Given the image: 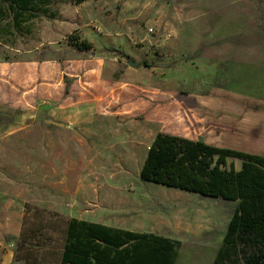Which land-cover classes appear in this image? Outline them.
<instances>
[{
    "label": "rangeland",
    "instance_id": "obj_1",
    "mask_svg": "<svg viewBox=\"0 0 264 264\" xmlns=\"http://www.w3.org/2000/svg\"><path fill=\"white\" fill-rule=\"evenodd\" d=\"M1 6L9 18L0 64L29 54L57 90V59L71 74L81 51L73 42L86 40L88 56L108 60L106 80L134 94L72 137L57 129L51 106L0 107V128H16L0 154V264H60L75 217L170 224L180 232L174 264H213L239 201L144 182L140 171L160 131L264 152V115L255 113L264 100V0H35L16 23L9 0ZM150 101L154 117L177 116L152 121L142 111ZM242 165L229 158L226 168Z\"/></svg>",
    "mask_w": 264,
    "mask_h": 264
},
{
    "label": "trees",
    "instance_id": "obj_2",
    "mask_svg": "<svg viewBox=\"0 0 264 264\" xmlns=\"http://www.w3.org/2000/svg\"><path fill=\"white\" fill-rule=\"evenodd\" d=\"M34 1L9 0L15 23L30 11ZM1 2L7 0L0 1V26L6 28L3 24L9 16ZM73 44L81 51L93 45L78 39ZM157 103L144 111L145 116L152 112V121L171 122L177 116L173 110L154 117ZM261 105L262 110L255 112L260 117L264 115V100ZM7 120L3 125L11 122ZM206 139L160 131L149 148L140 178L215 199L239 201L213 264H264V152L219 146ZM229 158L241 160V170H228ZM175 256L173 240L71 219L60 264H174Z\"/></svg>",
    "mask_w": 264,
    "mask_h": 264
},
{
    "label": "crops",
    "instance_id": "obj_3",
    "mask_svg": "<svg viewBox=\"0 0 264 264\" xmlns=\"http://www.w3.org/2000/svg\"><path fill=\"white\" fill-rule=\"evenodd\" d=\"M57 29L58 41L61 29L60 27ZM79 54L74 58L76 60L72 59L69 63L71 64V74L63 72L59 58L57 59V65L53 66V72L57 71V90L54 89V83L45 81L48 70L41 67V62L32 59L31 55L29 57V54L22 52V56H19L20 59L16 62L0 64V107L8 110L26 105L34 109L37 104H39L38 108L51 106L50 113L57 117V129L61 130L63 134L72 137V133L76 130L82 134H88L91 129L89 126L100 118L99 112L101 110H105L107 107L115 108L119 102H125L126 99L131 98L134 92L124 83H117L113 86L106 80L105 70L108 60L105 56H97V58L88 56L86 51H79ZM60 72L62 76H59ZM65 74L70 77L71 81L68 92H66V86L63 82ZM124 85L125 87H123ZM46 102L49 105H44ZM150 104L151 101L145 104L142 111L147 109ZM32 125L42 127L41 123L34 122ZM14 128L12 126L0 128V154L7 151L5 147L11 145L10 143L14 140L10 137L12 133L10 130ZM72 219L99 223L133 232L154 234L169 240H173V236L180 233L177 228H172L167 223L157 225L154 229L149 230L143 225L138 226L136 224L134 227L132 223L113 225L84 218L75 217ZM222 241L223 239H220L217 246L213 247V256L217 255Z\"/></svg>",
    "mask_w": 264,
    "mask_h": 264
}]
</instances>
